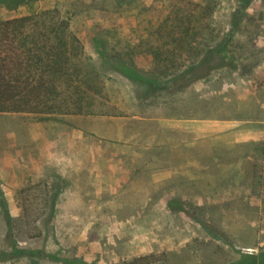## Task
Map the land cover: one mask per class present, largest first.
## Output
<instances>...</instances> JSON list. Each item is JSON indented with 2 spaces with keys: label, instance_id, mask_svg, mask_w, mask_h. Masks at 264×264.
Returning <instances> with one entry per match:
<instances>
[{
  "label": "rangeland",
  "instance_id": "obj_1",
  "mask_svg": "<svg viewBox=\"0 0 264 264\" xmlns=\"http://www.w3.org/2000/svg\"><path fill=\"white\" fill-rule=\"evenodd\" d=\"M196 1L212 5L215 41L237 69L152 94L116 71L115 57L150 74L153 30L176 0L0 5V20L53 7L70 18L104 82L106 112L0 113V264L145 255L150 264H226L235 249H264V140L248 135L262 131L230 124L253 111L234 100L261 78L252 66L264 64V0Z\"/></svg>",
  "mask_w": 264,
  "mask_h": 264
},
{
  "label": "trees",
  "instance_id": "obj_2",
  "mask_svg": "<svg viewBox=\"0 0 264 264\" xmlns=\"http://www.w3.org/2000/svg\"><path fill=\"white\" fill-rule=\"evenodd\" d=\"M32 1L0 0V5L14 9ZM174 5L179 7L171 9L153 30L158 40L147 49L154 60L150 74L115 57L114 69L142 92L152 94L169 88L164 85L180 88L184 78L191 84L221 67L237 69L227 57V43L215 41L212 5L196 0H176ZM92 60L73 33L70 18L57 7L0 20V113H28L40 118L103 116L104 82ZM158 77L168 78V83L158 82ZM167 205L182 208L176 199ZM235 252L238 257L226 264H264L263 248ZM37 253L42 256V252ZM150 257L116 264H150Z\"/></svg>",
  "mask_w": 264,
  "mask_h": 264
},
{
  "label": "crops",
  "instance_id": "obj_3",
  "mask_svg": "<svg viewBox=\"0 0 264 264\" xmlns=\"http://www.w3.org/2000/svg\"><path fill=\"white\" fill-rule=\"evenodd\" d=\"M252 67L254 72H256L259 76L261 75V78L256 76L252 83L247 80L248 83L246 87L243 88L245 89L244 95H237L234 101H245L246 106L250 107L253 111L248 113L244 119L234 118L230 121V124H234L236 127L237 124L240 123L244 124L245 128H259L260 132L262 131L260 135L254 136L250 132H248V135L250 134L251 140H264V64L259 62L255 63Z\"/></svg>",
  "mask_w": 264,
  "mask_h": 264
},
{
  "label": "water",
  "instance_id": "obj_4",
  "mask_svg": "<svg viewBox=\"0 0 264 264\" xmlns=\"http://www.w3.org/2000/svg\"><path fill=\"white\" fill-rule=\"evenodd\" d=\"M249 250H251V251H252L253 249H249Z\"/></svg>",
  "mask_w": 264,
  "mask_h": 264
}]
</instances>
